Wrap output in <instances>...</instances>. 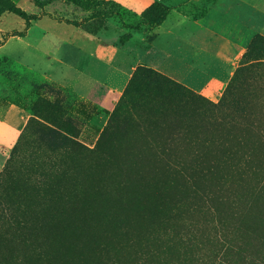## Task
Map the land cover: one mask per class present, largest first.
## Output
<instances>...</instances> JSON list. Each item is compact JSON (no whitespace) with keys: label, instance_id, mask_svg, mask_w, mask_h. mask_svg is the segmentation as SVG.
I'll use <instances>...</instances> for the list:
<instances>
[{"label":"rangeland","instance_id":"obj_1","mask_svg":"<svg viewBox=\"0 0 264 264\" xmlns=\"http://www.w3.org/2000/svg\"><path fill=\"white\" fill-rule=\"evenodd\" d=\"M11 113L0 264H264V0H0Z\"/></svg>","mask_w":264,"mask_h":264},{"label":"crops","instance_id":"obj_2","mask_svg":"<svg viewBox=\"0 0 264 264\" xmlns=\"http://www.w3.org/2000/svg\"><path fill=\"white\" fill-rule=\"evenodd\" d=\"M41 62V70L43 72H50L49 74L54 75L52 77H56L57 75H60L61 77L58 78L59 80H62L65 73H68L67 69L69 66L65 63H63L61 60H38ZM59 61V62H56ZM23 64H27L23 61ZM29 66V65H27ZM52 72V73H51ZM13 113H11V116L7 118V120L0 121V132H2V137H0V147L2 145H10L11 142H13L14 136L20 131V125L18 123V119H12Z\"/></svg>","mask_w":264,"mask_h":264},{"label":"trees","instance_id":"obj_3","mask_svg":"<svg viewBox=\"0 0 264 264\" xmlns=\"http://www.w3.org/2000/svg\"><path fill=\"white\" fill-rule=\"evenodd\" d=\"M155 98H156V99L154 100V104H155V105L157 104V108L162 107L161 104L163 103L164 98H165L164 93H163V92L158 93L157 96H156Z\"/></svg>","mask_w":264,"mask_h":264}]
</instances>
